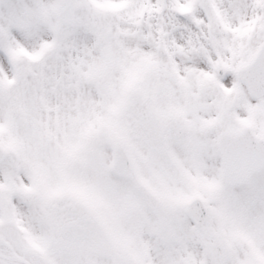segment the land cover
<instances>
[{
    "label": "snow or ice",
    "instance_id": "1",
    "mask_svg": "<svg viewBox=\"0 0 264 264\" xmlns=\"http://www.w3.org/2000/svg\"><path fill=\"white\" fill-rule=\"evenodd\" d=\"M0 264H264V0H0Z\"/></svg>",
    "mask_w": 264,
    "mask_h": 264
}]
</instances>
